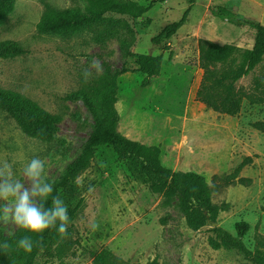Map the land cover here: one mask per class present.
Returning a JSON list of instances; mask_svg holds the SVG:
<instances>
[{
	"label": "rangeland",
	"instance_id": "374dc122",
	"mask_svg": "<svg viewBox=\"0 0 264 264\" xmlns=\"http://www.w3.org/2000/svg\"><path fill=\"white\" fill-rule=\"evenodd\" d=\"M123 8L107 15L127 21L114 36L98 41L93 32H41L42 15L48 6L71 9L79 15L91 13L90 0H18L0 26V40L18 41L29 52L0 57V86L30 97L60 120L51 140L30 136L15 119L0 109V162L12 165L15 179L22 182L23 167L34 157L44 161V177L55 187L68 165L83 151L95 118L83 100L66 99L104 73L117 76L118 131L145 144L162 148L163 163L173 170L203 174L214 186L213 200L225 204L217 224L237 234L236 224L247 221L244 242L256 250V239L264 235V131L254 123L264 122V104L244 101L238 115L219 113L196 99L203 69L201 39L251 48L256 29L218 16L224 9L239 18L264 24V0H195L187 22L168 41L170 50L155 45L152 37L169 22L180 19L190 0H118ZM143 6L142 15L125 12L131 2ZM162 54V72L147 86L144 74L133 71L128 52ZM171 52H173L171 54ZM93 60L102 66L92 67ZM238 85L251 87L254 75ZM91 76L85 82L84 73ZM253 157L240 177L250 185H225L222 178L241 161ZM218 177V178H216ZM83 203L72 225L78 242L59 257L55 249L42 250L37 264H94L103 249L130 264H257L236 249L215 248L213 223L191 229L177 204L163 207L162 196L151 192L146 179L112 146H102L92 165L78 178ZM8 201L0 200V215ZM93 225L97 227L94 229ZM19 228L9 222L0 231L11 236Z\"/></svg>",
	"mask_w": 264,
	"mask_h": 264
},
{
	"label": "trees",
	"instance_id": "16d2710c",
	"mask_svg": "<svg viewBox=\"0 0 264 264\" xmlns=\"http://www.w3.org/2000/svg\"><path fill=\"white\" fill-rule=\"evenodd\" d=\"M18 0H0V26L12 13ZM91 13L79 15L71 9H58L48 6L37 24L41 32H93L98 41L107 38L123 28L130 29L127 21L117 20L108 16L110 12L121 11L123 5L118 0H90ZM166 1V0H161ZM195 0L182 17L169 22L162 30L152 37L155 45L163 50H170L168 41L187 22ZM125 12L132 18L142 15L143 6L131 1ZM222 18L236 23H249L256 29L255 42L251 48H241L232 43H217L209 39H201L200 67L203 69L200 85L196 91V99L207 108L222 114L235 116L242 109L244 101L250 104H264V24L261 22L239 18L232 12L218 9L215 12ZM25 45L11 39L0 40V57H16L28 53ZM173 52H171L172 54ZM134 58L133 71L144 74L143 86L162 72L164 57L162 54L128 52ZM260 67V73L254 75L251 87L238 85V82L249 76ZM130 68L123 67L114 75L104 73L93 84L88 85L66 99H81L88 106L95 118L94 129L83 151L68 165L60 182L53 187L47 206H51L52 196L59 195L67 205L69 224L67 234L61 235L57 228H49L43 234H30L19 229L15 234L6 236L0 231V245H9L7 252L0 248V264H37V256L42 250L56 251L61 257L70 250L78 239L74 238L72 221L83 203L80 197L78 178L92 165L97 150L102 146H112L122 159H127L142 175L151 192L162 196V206L170 207L177 204L186 218L187 225L199 230L206 225L217 222L219 214L226 209L225 204L213 200L214 186L206 177L192 170H173L162 161V148L158 144H145L131 139L118 131L119 113L116 108L117 76ZM0 109L11 115L22 130L34 137L51 140L60 120L58 115L50 113L36 101L13 89L0 86ZM254 127L264 131V122H255ZM253 162V157H245L235 170L224 176L225 185H250V179L240 177L244 167ZM218 178V177H216ZM59 221H57V226ZM250 224L241 221L236 224L237 234H233L216 224L212 227L215 238L210 242L215 248L221 246L236 249L257 264H264V235L256 239V250L251 251L244 242ZM23 235H31L33 247L26 252L17 246ZM94 264H130L111 250L103 249L94 258ZM152 264H158L154 260Z\"/></svg>",
	"mask_w": 264,
	"mask_h": 264
},
{
	"label": "clouds",
	"instance_id": "9594fccd",
	"mask_svg": "<svg viewBox=\"0 0 264 264\" xmlns=\"http://www.w3.org/2000/svg\"><path fill=\"white\" fill-rule=\"evenodd\" d=\"M92 67L99 73L102 66L97 60H93ZM89 76L91 73L86 71L85 82ZM44 171V161L34 157L22 169L25 178L22 182L14 178L12 165L8 161L0 162V200L8 201V206L0 215V224L11 222L30 234L42 235L49 228H57L62 236L67 234L69 216L64 201L59 195L52 196L51 206L46 207L53 186L46 181ZM96 227L93 225L94 229ZM17 246L31 252L33 247L31 235H23L17 241ZM0 248L7 252L9 245L5 242Z\"/></svg>",
	"mask_w": 264,
	"mask_h": 264
},
{
	"label": "water",
	"instance_id": "95a60500",
	"mask_svg": "<svg viewBox=\"0 0 264 264\" xmlns=\"http://www.w3.org/2000/svg\"><path fill=\"white\" fill-rule=\"evenodd\" d=\"M217 224V222H214L213 225L215 226Z\"/></svg>",
	"mask_w": 264,
	"mask_h": 264
}]
</instances>
